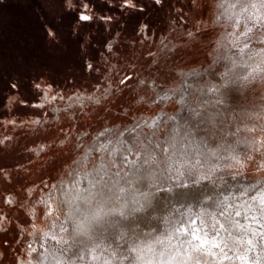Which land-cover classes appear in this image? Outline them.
<instances>
[{"label":"rangeland","instance_id":"rangeland-1","mask_svg":"<svg viewBox=\"0 0 264 264\" xmlns=\"http://www.w3.org/2000/svg\"><path fill=\"white\" fill-rule=\"evenodd\" d=\"M32 1L0 0V231L15 224L19 233L7 255L0 244V264H18L31 233L52 217L63 218L59 188L82 161L88 169L99 161V151L90 147L97 137L103 143L106 130L119 129L127 138L137 119L150 117L154 126L175 110L132 106L129 85L150 72L162 84L169 66L206 65L224 32L214 22L213 0H59L67 12L55 0L52 8L46 0ZM70 24L92 42L87 53L68 40L55 51L42 49L54 26ZM45 56L55 71L66 63L76 66L68 72L77 79L66 80L65 87L40 79L23 83V74L29 67L41 69ZM12 79L17 88L4 94L5 81ZM258 97L253 92L249 102ZM259 123L241 122L229 132L264 143ZM257 147L239 170L246 190L227 194L212 217L193 208L190 218L168 227L161 223L143 245L141 264H264V147ZM193 163L201 161H187Z\"/></svg>","mask_w":264,"mask_h":264},{"label":"clouds","instance_id":"clouds-1","mask_svg":"<svg viewBox=\"0 0 264 264\" xmlns=\"http://www.w3.org/2000/svg\"><path fill=\"white\" fill-rule=\"evenodd\" d=\"M212 8L224 32L209 63L169 66L162 84L150 72L129 85L132 106L175 110L154 126L150 117L137 119L127 138L119 129L106 130L103 143L97 137L90 147L99 161L91 169L82 161L61 184L63 218L31 233L18 264H141L143 245L161 223L190 218L193 208L212 217L227 194L246 190L242 161L264 143L229 129L259 121L264 133V0H213ZM253 92L259 97L250 103Z\"/></svg>","mask_w":264,"mask_h":264},{"label":"trees","instance_id":"trees-1","mask_svg":"<svg viewBox=\"0 0 264 264\" xmlns=\"http://www.w3.org/2000/svg\"><path fill=\"white\" fill-rule=\"evenodd\" d=\"M55 1H57V5L56 4L55 5L58 6L62 10V12H67L63 2H59V0H55ZM32 2H34V0ZM91 2L95 5L97 4L96 0H91ZM139 2H141V1L139 0ZM34 3H31V5ZM35 5H36V3H35ZM44 5L47 8H48V6H50L51 8L53 6L51 0H46ZM143 5L146 6V3H144ZM46 18H48V17H46ZM46 23H50V21L48 20V22H46ZM71 25L72 24H70L67 28H65L63 30L60 29L59 27L56 28L54 26V34L53 35H44V37L42 39L43 41L41 43L42 49L44 48L47 51H51V50L55 51L56 49H58V47H63L65 45V43H67V40H68L69 42H72V43L78 45V47L80 49H82L83 51H86V53H87L88 49L89 50L91 49L92 42L90 43V41H88V39H84L83 35H82V31H79V29L76 28V26H71ZM47 55H49V54H47ZM29 56L31 57V55H29ZM41 59L43 60V62L41 64L42 65L41 69L39 68V69L35 70V69H30L31 67H29L25 76H24V74L22 76L23 83L24 82L29 83L30 81H33L34 79H40V80L45 81V82L53 83L56 86L65 87V86H67V85H65L66 80H69L70 78L77 79L78 76L75 73L69 74V72H68L70 69L76 67L73 64L66 63L65 65H62V67L59 68L58 71H55L54 67H53L54 64L49 61L48 57L45 56ZM40 72H43V73L40 74ZM52 72L54 73L55 76L53 75ZM17 84L18 83H16L15 79H12V81L6 80L4 83V94L8 93L14 87L17 88V86H18ZM3 108L4 107H2L0 104V113L1 114H2V111L4 110ZM0 164L1 165L4 164L2 160H0ZM12 230H13V233H12ZM18 237H19V233L16 230L15 224L11 225V227H9L7 230L0 231V244H1V246L5 252V255H7V253H8V250H9L8 248L11 246V244L13 245L17 241Z\"/></svg>","mask_w":264,"mask_h":264},{"label":"snow or ice","instance_id":"snow-or-ice-1","mask_svg":"<svg viewBox=\"0 0 264 264\" xmlns=\"http://www.w3.org/2000/svg\"><path fill=\"white\" fill-rule=\"evenodd\" d=\"M84 19H87V17H84ZM196 239H197V240H200V237H199V236H197V237H196ZM201 243L203 244V243H204V241H201ZM217 247H219V245H217Z\"/></svg>","mask_w":264,"mask_h":264},{"label":"bare ground","instance_id":"bare-ground-1","mask_svg":"<svg viewBox=\"0 0 264 264\" xmlns=\"http://www.w3.org/2000/svg\"><path fill=\"white\" fill-rule=\"evenodd\" d=\"M80 190H81V191H84V188H82V187H81V189H80Z\"/></svg>","mask_w":264,"mask_h":264}]
</instances>
